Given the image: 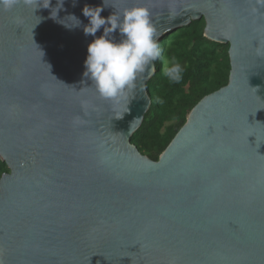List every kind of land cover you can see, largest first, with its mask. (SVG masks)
Here are the masks:
<instances>
[{
    "label": "water",
    "instance_id": "1",
    "mask_svg": "<svg viewBox=\"0 0 264 264\" xmlns=\"http://www.w3.org/2000/svg\"><path fill=\"white\" fill-rule=\"evenodd\" d=\"M47 2L0 10V264H264V3L105 0L104 18L147 8L159 40L202 18L228 45L227 84L153 162L130 144L153 64L100 98L82 9L103 0H64L55 19Z\"/></svg>",
    "mask_w": 264,
    "mask_h": 264
},
{
    "label": "trees",
    "instance_id": "2",
    "mask_svg": "<svg viewBox=\"0 0 264 264\" xmlns=\"http://www.w3.org/2000/svg\"><path fill=\"white\" fill-rule=\"evenodd\" d=\"M204 20L192 21L159 41L161 57L153 62L154 73L146 83L150 105L141 125L130 138L141 156L156 162L184 124L192 108L228 81V45L203 37ZM173 61L184 67L179 83H169L164 70ZM164 101L158 103L157 99ZM8 173L0 162V177Z\"/></svg>",
    "mask_w": 264,
    "mask_h": 264
},
{
    "label": "clouds",
    "instance_id": "3",
    "mask_svg": "<svg viewBox=\"0 0 264 264\" xmlns=\"http://www.w3.org/2000/svg\"><path fill=\"white\" fill-rule=\"evenodd\" d=\"M51 0H48V8ZM64 0H57L56 18ZM264 3V0H261ZM30 6L33 0H0V10L9 11L17 4ZM40 6L37 4V7ZM108 5L103 0L101 6L85 5L82 15L87 18L88 24L83 27L86 36H93V41L87 47V58L84 62V76L92 82V87L98 96L104 100L119 102L126 98L128 89L134 87L138 74L144 73L146 67L158 60L162 51L159 46V33L151 19L150 11L145 7L125 9L121 14H111L107 18L101 12ZM52 9V10H53ZM72 17L79 26L80 21ZM103 28V34L96 37V33ZM119 34L117 41L113 34ZM184 67L173 61L170 67L164 70L169 83H179L183 77ZM158 103L164 101L157 99ZM122 116L117 117V119ZM139 119H136L137 121ZM134 121V122H135ZM133 122V123H134Z\"/></svg>",
    "mask_w": 264,
    "mask_h": 264
}]
</instances>
